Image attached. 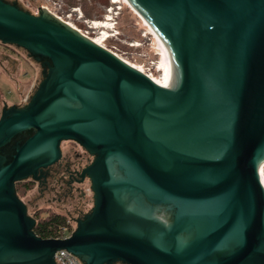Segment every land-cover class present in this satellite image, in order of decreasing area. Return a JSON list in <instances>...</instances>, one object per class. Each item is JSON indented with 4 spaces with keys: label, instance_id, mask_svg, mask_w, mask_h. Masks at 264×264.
Returning a JSON list of instances; mask_svg holds the SVG:
<instances>
[{
    "label": "water",
    "instance_id": "95a60500",
    "mask_svg": "<svg viewBox=\"0 0 264 264\" xmlns=\"http://www.w3.org/2000/svg\"><path fill=\"white\" fill-rule=\"evenodd\" d=\"M168 44L173 90L155 85L46 11L0 0V44L46 70L28 104L4 107L0 264H264V0H131ZM75 142L93 208L43 240L15 186ZM184 207L191 208L189 210Z\"/></svg>",
    "mask_w": 264,
    "mask_h": 264
},
{
    "label": "rangeland",
    "instance_id": "374dc122",
    "mask_svg": "<svg viewBox=\"0 0 264 264\" xmlns=\"http://www.w3.org/2000/svg\"><path fill=\"white\" fill-rule=\"evenodd\" d=\"M3 1L33 16H38L42 7H48L56 17H60L63 22L71 21L70 23H73L77 29L88 33L89 40L96 41L101 45L100 47L124 64L133 66L139 73L152 75L155 80H159L163 75L162 58L156 40L127 0H117L118 4L114 5L111 4V0H100L96 3L92 0ZM83 5L86 6L88 16L83 12ZM73 9L80 12L81 20L76 21L77 12H73ZM70 14H72L71 20L66 19V16ZM108 16H111V20L107 19ZM90 22H95L97 26L89 28ZM101 32L111 35L110 38L100 42ZM42 79L40 63L22 49L0 44V115L4 107H22L28 104ZM60 150L63 158L66 155L72 158L75 152L81 153L79 147L71 142H62ZM32 185V189L26 194H23L22 190L17 191V196L28 205L29 213H33V204L39 197L37 185ZM80 189L83 192V198L77 206L79 211L69 215L61 207L54 208L55 214L65 217L73 230L76 228L74 219H77L80 213L85 214L92 208L93 194L89 182H85ZM38 205L41 208L44 206L42 202Z\"/></svg>",
    "mask_w": 264,
    "mask_h": 264
},
{
    "label": "flooded vegetation",
    "instance_id": "af4514ba",
    "mask_svg": "<svg viewBox=\"0 0 264 264\" xmlns=\"http://www.w3.org/2000/svg\"><path fill=\"white\" fill-rule=\"evenodd\" d=\"M40 66H41L42 74L45 73L46 61H43ZM31 134L32 132H26L17 136L9 144H7L5 147H3L0 150V156L9 160L14 152V148L19 144H21L22 142H24ZM71 143L79 147L81 152L80 154H77L75 152L72 158L70 157V155H66L63 158L61 154V158L57 163H55L54 165L48 168L42 169L41 171L38 172L37 181L28 179L22 182V183H30L37 185L39 197L36 200V202L33 204V208H34L33 213H29L28 205L18 197L26 207V215L30 219L34 220L36 224H37V217H39L40 215L48 216L50 214H55L56 212L54 211V208L61 207L69 215L70 214L72 215L73 214L72 212L74 211H79L77 206L83 198L82 197L83 192L81 191L80 187L85 182H89L91 188L90 181L86 176L82 177V174L83 171L91 165V163L94 160V156L89 155L75 142H71ZM17 185L15 186V190ZM39 202L43 203L44 205L43 208L39 207L38 205ZM92 208H93V198H92ZM91 210L89 212H86L85 214L80 213L81 215L77 219H74L75 226H76V222L78 220H83V218H85L87 215L90 214Z\"/></svg>",
    "mask_w": 264,
    "mask_h": 264
},
{
    "label": "bare ground",
    "instance_id": "6f19581e",
    "mask_svg": "<svg viewBox=\"0 0 264 264\" xmlns=\"http://www.w3.org/2000/svg\"><path fill=\"white\" fill-rule=\"evenodd\" d=\"M127 1L129 3V5L134 9V11L138 14V16L141 18V20L144 22L145 26L148 27L149 33L155 38L156 44L158 46V51L160 52V55H161V58H162V60H161V63L163 65V75H162V77L159 80H155L154 78H152V76H148V75H145V76L148 79H150V81H152L155 85H157V86H159V87H161L163 89H166V90H173L176 87V84H177V81H178V73H177V67L175 65V62H174V59H173V56L171 54V51H170V48H169L168 44L159 35V33L156 31L154 26L148 21V19L141 12H139V10H137V8L132 3V1L131 0H127ZM84 38H86V37H84ZM86 39L89 42H91L93 45L97 46V47L101 46L96 41H91V40H89V38H86ZM100 48H102V47H100ZM129 67L134 69L135 71H137L133 66H129ZM184 208L187 209V210L191 209V208H188V207H184Z\"/></svg>",
    "mask_w": 264,
    "mask_h": 264
},
{
    "label": "trees",
    "instance_id": "16d2710c",
    "mask_svg": "<svg viewBox=\"0 0 264 264\" xmlns=\"http://www.w3.org/2000/svg\"><path fill=\"white\" fill-rule=\"evenodd\" d=\"M98 1L100 0H92L93 3ZM82 9L85 15L88 16L89 14H86L85 5H83ZM32 187L33 185L30 183H20L16 187V193L17 191L22 190V193L26 194L32 189ZM33 232L40 239L55 240L68 237L73 232V229L65 217L56 214H50L45 217H37V224Z\"/></svg>",
    "mask_w": 264,
    "mask_h": 264
},
{
    "label": "built area",
    "instance_id": "2783aa9c",
    "mask_svg": "<svg viewBox=\"0 0 264 264\" xmlns=\"http://www.w3.org/2000/svg\"><path fill=\"white\" fill-rule=\"evenodd\" d=\"M116 1L117 0H111V4L112 5L118 4V1L117 2ZM41 10L46 11L48 14H50L51 16H53L54 18H56L60 22H62L65 25H67L68 27H70L71 29H73L74 31L79 33L81 36H84L86 38L89 37L87 32H82L81 30L77 29L73 23H70L71 21L70 22H63L60 17H56L54 14H52L50 12L48 7H42ZM72 11L75 12V13L77 12L76 21L77 20H81L82 16H81L80 12L78 10H76V9H73ZM71 17H72V14L67 15L66 19H70L71 20ZM108 18L111 20V16H108L107 19ZM106 20H105V23H106ZM96 26L97 25H96L95 22H90V24H89V28H91V27L95 28ZM101 26H102V24H101ZM101 28L103 29V27H101ZM99 36H100V38L98 37L100 39L99 41L100 42H104L105 40L109 39L111 35H108L106 32H101ZM148 76H152V75H148ZM25 102L26 101H24V103ZM258 177H259L260 187H261V189H262V191L264 193V162H263V164L261 165V167H260V169L258 171ZM68 237H65V238H62V239H55V240H64V239H66ZM54 263L55 264H82L76 257H74L73 255H71L70 253H68L66 251H58V252H56L54 254Z\"/></svg>",
    "mask_w": 264,
    "mask_h": 264
}]
</instances>
